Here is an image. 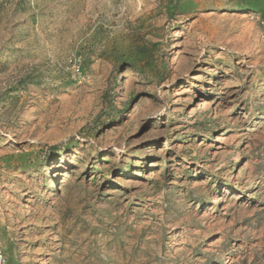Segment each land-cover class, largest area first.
Instances as JSON below:
<instances>
[{
  "label": "rangeland",
  "instance_id": "rangeland-1",
  "mask_svg": "<svg viewBox=\"0 0 264 264\" xmlns=\"http://www.w3.org/2000/svg\"><path fill=\"white\" fill-rule=\"evenodd\" d=\"M0 264H264V0H0Z\"/></svg>",
  "mask_w": 264,
  "mask_h": 264
}]
</instances>
